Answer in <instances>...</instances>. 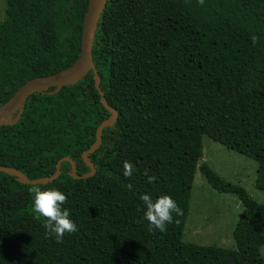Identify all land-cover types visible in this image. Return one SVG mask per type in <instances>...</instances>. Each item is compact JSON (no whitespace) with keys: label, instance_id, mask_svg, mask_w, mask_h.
I'll return each instance as SVG.
<instances>
[{"label":"trees","instance_id":"16d2710c","mask_svg":"<svg viewBox=\"0 0 264 264\" xmlns=\"http://www.w3.org/2000/svg\"><path fill=\"white\" fill-rule=\"evenodd\" d=\"M5 5L0 106L27 81L75 62L88 0ZM92 58L118 113L89 155L96 173L76 180L63 162L56 180L39 184L67 196L62 207L78 231L62 243L46 237L45 220L32 210V185L0 172V264H264V205L201 162L206 136L254 161L255 188L264 193V0H107ZM109 116L92 71L56 94L34 93L15 125L0 126V166L33 180L70 157L77 174L88 173L82 153ZM125 161L134 166L131 177L123 174ZM197 171L242 206L235 249L182 241ZM149 176L156 180L148 183ZM144 194L171 196L183 215L173 213L166 232H150Z\"/></svg>","mask_w":264,"mask_h":264},{"label":"rangeland","instance_id":"374dc122","mask_svg":"<svg viewBox=\"0 0 264 264\" xmlns=\"http://www.w3.org/2000/svg\"><path fill=\"white\" fill-rule=\"evenodd\" d=\"M5 7V0H0V22L5 18ZM201 162L207 163L226 182L245 188L257 203L264 205V193L255 188L257 165L254 161L204 136ZM241 212L242 206L234 195L217 193L197 171L182 241L235 249L232 232ZM260 256L264 258V245Z\"/></svg>","mask_w":264,"mask_h":264},{"label":"water","instance_id":"95a60500","mask_svg":"<svg viewBox=\"0 0 264 264\" xmlns=\"http://www.w3.org/2000/svg\"><path fill=\"white\" fill-rule=\"evenodd\" d=\"M106 1L107 0H88V6L82 27L80 55L70 67L46 77H38L27 81L16 90L13 96L6 103L0 106V126L15 125L23 114L25 102L30 95L34 93L56 94L62 87L76 84L90 71H92L94 76V87L100 96L101 104L110 113V116L102 121L97 127L95 142L88 150L82 153V160L89 168V172L83 175L77 174L76 165L70 157H64L58 160L55 172L51 176L33 180L29 179L24 173L15 168L0 166V172L15 177L19 183L25 185L50 183L60 176L61 164L63 162L70 163L71 171L69 175L73 179H88L96 173V168L90 161L89 155L94 153L101 146L104 127L115 123L118 115L116 109L107 104L104 94L100 88V77L92 58L95 32L100 16L105 9ZM52 87H54V90L52 92H47Z\"/></svg>","mask_w":264,"mask_h":264},{"label":"clouds","instance_id":"9594fccd","mask_svg":"<svg viewBox=\"0 0 264 264\" xmlns=\"http://www.w3.org/2000/svg\"><path fill=\"white\" fill-rule=\"evenodd\" d=\"M205 0H198L203 6ZM252 42L255 44L258 37L253 35ZM133 165L125 161L123 163L124 176L131 177ZM147 175V170L145 171ZM156 180L155 176L148 177V183ZM129 189L132 185H128ZM32 200V210L37 220L43 218L45 223L43 227L46 229V237L54 236L57 243L63 242L66 233L72 234L78 231L76 223L70 217V211L64 209L62 205L67 202V196L58 188L43 189L36 183L29 188ZM140 199L145 205L144 219L149 224V231L159 230L161 233L167 231V225L173 222V213L176 216H182L183 210L178 206L177 202L169 195H160L155 200L147 195H141Z\"/></svg>","mask_w":264,"mask_h":264}]
</instances>
